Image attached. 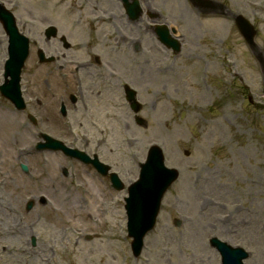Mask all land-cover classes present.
I'll return each instance as SVG.
<instances>
[{
	"label": "rangeland",
	"instance_id": "374dc122",
	"mask_svg": "<svg viewBox=\"0 0 264 264\" xmlns=\"http://www.w3.org/2000/svg\"><path fill=\"white\" fill-rule=\"evenodd\" d=\"M170 1L173 6L167 2L162 14L186 39L181 52L173 55L158 45L152 48L149 36L142 41L137 55L142 76H131V82L139 92L140 116L147 128L137 127L127 116L120 123L124 132L118 135V126L113 127L105 150L126 186L136 180L138 164L152 144L162 149L165 165L179 171L141 255L135 259L130 252L118 194H107L102 187L104 195L97 197L92 190L96 198L83 207L87 213H78L86 190L67 178L72 198L60 195L51 158L40 157L24 161L32 173L31 184L25 186L28 182L13 164L12 151L31 145L32 139L25 132L19 140L16 126L11 131L1 125L0 178L5 185L0 191L8 197L3 194L0 203L9 200L21 212L5 224L0 211V244H9L1 253V263L78 264L80 251L79 264H220L208 243L216 237L248 251L245 264H264V0H216L253 23L260 61L228 17L205 16L187 0ZM129 31L134 30L127 27L125 33ZM131 39L136 35L127 38L126 48ZM131 49H126L129 56L123 52L127 60L134 56ZM164 66L169 67L167 74L161 72ZM41 193L49 203L37 204L27 213L26 196L38 199ZM78 215L82 218L72 220ZM175 220L181 222L179 228ZM14 229L19 237L12 244L9 231ZM30 232L36 240L34 248Z\"/></svg>",
	"mask_w": 264,
	"mask_h": 264
},
{
	"label": "flooded vegetation",
	"instance_id": "af4514ba",
	"mask_svg": "<svg viewBox=\"0 0 264 264\" xmlns=\"http://www.w3.org/2000/svg\"><path fill=\"white\" fill-rule=\"evenodd\" d=\"M36 1L38 7H31L30 0H0V5L13 14L19 33L29 39L27 66L21 71L17 102L11 70L5 69V64L20 54L18 44L22 41H16L15 35L5 29L6 23L0 21V126L11 131L16 126L19 140L28 132L30 139L48 133L67 138L73 144L82 142L90 152L87 155L114 168L105 152L110 131L103 126L125 121V86L129 83L135 87L131 76H142V71L137 70L140 46L148 36L149 43L155 41L158 11L169 0ZM25 3L26 7L21 6ZM123 7L129 10L128 14ZM127 27L134 31L126 34ZM132 34L136 39H131L132 45L126 48ZM128 48H132L135 71L126 68L128 60L123 52ZM31 126L39 129L31 130ZM7 145L12 147V140ZM12 161L14 164V150ZM52 167L61 174L64 168L73 171L72 178L82 184L93 177L109 183V177H101L91 163L59 155ZM4 185L5 179L0 178V187ZM3 194L7 195L0 191V201ZM8 201L0 203L6 222L14 211Z\"/></svg>",
	"mask_w": 264,
	"mask_h": 264
},
{
	"label": "water",
	"instance_id": "95a60500",
	"mask_svg": "<svg viewBox=\"0 0 264 264\" xmlns=\"http://www.w3.org/2000/svg\"><path fill=\"white\" fill-rule=\"evenodd\" d=\"M239 26L246 41L252 45L254 31L245 21L238 19ZM138 108H135L137 111ZM177 177L175 170H166L163 167V158L158 147H153L149 152L148 163L142 170V179L132 187V194L127 199V209L130 215L131 223L134 221V227L131 228L130 235L134 238L132 248L135 255H138L142 244V236L144 232L149 229L156 216V210L164 190ZM148 204L153 208V214L149 216H140L142 211V204ZM143 221L146 227L143 231H139L140 222ZM211 244L215 246L222 255L223 264H242V260L247 257V253L241 248H232L229 245L212 239Z\"/></svg>",
	"mask_w": 264,
	"mask_h": 264
},
{
	"label": "bare ground",
	"instance_id": "6f19581e",
	"mask_svg": "<svg viewBox=\"0 0 264 264\" xmlns=\"http://www.w3.org/2000/svg\"><path fill=\"white\" fill-rule=\"evenodd\" d=\"M36 156H32V157H29V159H31V158H35ZM26 185H29V184H26ZM1 198V197H0ZM39 224V223H38ZM19 234V233H18ZM17 237H19V236H15V237H13L12 239L13 240H15V238H17ZM79 253V255L77 256V262H78V264L83 260V256H80V255H82L81 253L82 252H78Z\"/></svg>",
	"mask_w": 264,
	"mask_h": 264
}]
</instances>
